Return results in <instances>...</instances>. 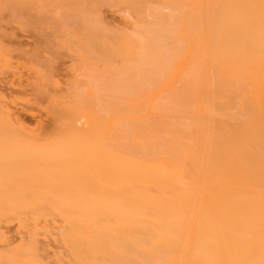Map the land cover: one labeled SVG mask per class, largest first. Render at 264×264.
<instances>
[{
  "label": "bare ground",
  "instance_id": "1",
  "mask_svg": "<svg viewBox=\"0 0 264 264\" xmlns=\"http://www.w3.org/2000/svg\"><path fill=\"white\" fill-rule=\"evenodd\" d=\"M171 2L179 16H165L163 27L171 20L182 42L173 48L183 53H173V67L165 55L163 62L141 58L153 71H139L145 79L135 101L124 102L133 100L131 108H113L122 103L126 114H98L108 119L102 123L96 113L88 126L66 121L64 134L76 141L99 135L107 157L97 151L81 159L92 168L83 161L77 185L62 186L56 198L76 199L77 215L123 213L131 224L121 237L97 230L87 238L80 227L78 258L91 244L113 264H264V0ZM23 128L0 104V141ZM24 166L0 163V179L12 175L19 195L42 181L24 175ZM72 189L76 196L64 197Z\"/></svg>",
  "mask_w": 264,
  "mask_h": 264
},
{
  "label": "rangeland",
  "instance_id": "2",
  "mask_svg": "<svg viewBox=\"0 0 264 264\" xmlns=\"http://www.w3.org/2000/svg\"><path fill=\"white\" fill-rule=\"evenodd\" d=\"M0 4V104L24 127L22 133L1 137L0 163H25L24 175L42 178L39 184L28 182L35 192L26 186L21 195L15 194L21 187L9 183L11 173L0 179V264H113L91 244L81 248L79 259L78 231L81 227L87 238L97 230L121 237L131 228L123 221L127 216H97L91 211L77 215L76 199L56 198L62 186L79 182L78 175L86 169L83 163L90 158L81 159L98 152L107 157L103 145L95 142L101 139L98 134V139L88 135L79 142L64 134V124L71 117L86 126L93 114L108 115L112 110L110 116H117L124 105L131 108L127 104H134L132 94L145 74L140 72L152 69L148 65L153 63L144 61L168 62L180 52L173 48L181 41L171 20L168 29L163 27L165 16L178 19V7L171 0H0ZM151 46L159 47L158 55H147ZM129 98L134 101L124 104ZM120 102L124 105L113 113ZM73 189L64 197L74 198L78 190Z\"/></svg>",
  "mask_w": 264,
  "mask_h": 264
}]
</instances>
